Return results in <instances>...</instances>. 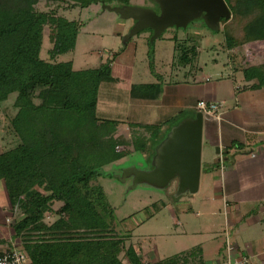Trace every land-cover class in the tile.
<instances>
[{
  "label": "trees",
  "instance_id": "1",
  "mask_svg": "<svg viewBox=\"0 0 264 264\" xmlns=\"http://www.w3.org/2000/svg\"><path fill=\"white\" fill-rule=\"evenodd\" d=\"M40 1L81 9L129 2L0 0V108L14 97L16 109L8 127L16 144L0 152V184L8 197L6 224L12 235L0 243L24 253L29 264H204L200 246L144 263L141 247L125 245L131 235L116 236L115 208L102 188L92 185L104 168L124 157L115 140L116 123L97 117L98 90L111 76L112 61L75 71L72 56L82 22L37 12ZM224 2L230 20L256 15L241 38L227 37L225 48L264 41V0ZM46 27L51 46L44 57ZM172 41L180 64L197 62L199 47L191 39ZM250 69L244 70L245 77L257 78L264 86V65ZM141 88L148 87H134L132 93ZM140 128L151 136L135 139L133 147L145 152L149 141L161 135L162 126ZM47 214L56 220L47 224Z\"/></svg>",
  "mask_w": 264,
  "mask_h": 264
},
{
  "label": "crops",
  "instance_id": "2",
  "mask_svg": "<svg viewBox=\"0 0 264 264\" xmlns=\"http://www.w3.org/2000/svg\"><path fill=\"white\" fill-rule=\"evenodd\" d=\"M166 41L173 42L171 38ZM173 47L176 52L175 43ZM253 47L255 56L262 57L261 61L257 57L255 61H250L248 53ZM161 50L162 47L155 46L148 60L152 61V71L136 68L137 45H133L132 55L127 56L124 51L111 55V76L116 80L112 89L115 90L113 93L111 89L110 92H103L104 95L110 93L116 102V116L103 108L100 101L101 83L97 117L116 123L118 138L121 128L145 131L140 127L160 125L161 130L171 136L175 130L196 121L200 113L196 108L197 103L220 104L214 117L202 116V145H205L208 160H201L198 188L191 195L199 198L201 205L196 206L195 211V204L194 209L187 204V208L182 209L172 222L181 227L183 235L210 236L209 242L214 244L212 250L216 255H221V247L213 237H224L226 264L238 257H246L252 264H264V86L254 79H247L244 70L236 66L234 57L243 51L248 63H253L246 65V69L264 65V41L250 42L232 49L226 47L231 66H228L225 74L213 68L211 72H216V81L212 80L214 75H206L197 64L183 66L177 60V54L164 51L172 55V59L170 57L167 61ZM161 57L165 59V67L158 70L155 65L160 64ZM214 66L217 67V64ZM237 73L242 74L244 81L236 78ZM142 86L148 88L132 93L134 87ZM215 149H218V155ZM214 164L217 168L213 167ZM3 196L5 204L0 205V219L5 215L3 223L7 228L3 229L0 224V241L12 235L6 225L9 202L5 191ZM198 246L202 248L204 264H220L219 259L209 262L204 252L205 245ZM8 248L7 244L0 243V253ZM145 252L148 260L144 258V263L159 260L151 251Z\"/></svg>",
  "mask_w": 264,
  "mask_h": 264
},
{
  "label": "rangeland",
  "instance_id": "3",
  "mask_svg": "<svg viewBox=\"0 0 264 264\" xmlns=\"http://www.w3.org/2000/svg\"><path fill=\"white\" fill-rule=\"evenodd\" d=\"M161 3L162 0H129L128 3L115 1L110 4H91L89 7L81 9L71 7L72 4L70 3L55 4L40 1L35 6V10L40 13L54 12L56 16L64 17L68 21L82 22L72 56L75 71L97 69L102 63L111 60V55L116 54V52L124 51L127 56L132 55L133 45H137L136 68L152 71V61L148 62V60L151 58L155 46L162 47V52L168 51L175 55L174 43L167 42L166 39L179 38L180 41H185L189 38L193 41L192 43L198 45L200 51L199 61L195 65L200 66L206 75H214L213 81L218 80L215 75L216 72H211L213 68L225 74L228 66H231L230 59L225 52L227 37H232L234 41H237L239 37L243 36V32L252 24L256 16L255 14L251 15L252 17L237 16L234 20L229 19L226 25L224 21L218 19L216 24L209 25L206 14L201 12L187 20L183 26H172L156 35L153 29H142L139 16L142 13L153 21H163ZM223 29L227 34L223 33ZM43 35V54L46 57L45 51L51 46L47 27L44 29ZM253 49L254 47L248 53L250 61H255L256 57L260 58L261 61L262 57L255 56ZM238 53L234 55L237 61L235 62L236 66L240 70L249 69H246L245 66L253 63H248V58L243 56V51ZM171 56L166 53L164 55L167 61ZM165 59L161 57L160 64L156 63L155 67L158 70L165 67ZM114 63L116 64V59ZM215 64L217 67L214 66ZM176 65L180 66L178 62ZM250 68L253 69L254 67ZM236 78L244 81L241 73H237ZM254 80L259 81L257 78ZM115 82L116 80L112 76L105 79L102 82L100 94L103 108H107V111L114 117L116 116V102L109 95L110 93L104 95L103 90L109 91L111 89V93H113L115 89L112 88L115 87L113 86ZM13 101L14 97L9 98L0 108V152L16 144L12 141L8 131L9 121L16 113ZM119 130L120 137L118 138L116 133L115 140L119 146L117 147L118 151L124 157L104 168V174L92 183L93 187L102 188L108 202L115 208L114 232L116 236L131 235L130 238L126 239L125 245L133 244L137 248L141 247L139 251L143 252V256L147 260L146 250L151 251L157 259L165 260L191 247L204 244L205 256L210 260L209 262L213 263L214 260L216 262V259H219L220 264H226L224 237H213L215 238L214 241L221 247L219 252L221 255H216L212 250L214 244L209 242L211 241L210 236L183 235L181 227L173 224V218H177L179 212L187 208V204L193 209V204H195L196 211V206L201 205L202 202L199 198L191 196L194 193L192 190L186 188L181 191L180 176L176 174L169 180L162 178L155 181L144 180L142 177V175L152 173L158 165H161V161L165 160L170 146V134L161 130V135L151 139L147 144L146 151L141 152L134 151L133 141L135 139H149L150 132L133 128H121ZM204 147L203 144L202 161L208 160ZM4 191V186L0 184V205L5 204ZM6 214L9 215L8 212ZM4 216L2 215L0 224L6 230L7 227L3 223ZM50 216L47 214L44 218L47 224L56 220Z\"/></svg>",
  "mask_w": 264,
  "mask_h": 264
},
{
  "label": "water",
  "instance_id": "4",
  "mask_svg": "<svg viewBox=\"0 0 264 264\" xmlns=\"http://www.w3.org/2000/svg\"><path fill=\"white\" fill-rule=\"evenodd\" d=\"M163 21L156 22L144 14L139 19L142 29H153L156 35L172 27H181L194 15L204 12L209 25L218 19H229L230 13L224 0H162ZM140 27V29H141ZM202 114L194 123L175 130L170 136V146L165 160L150 174L142 175L144 180H169L180 176L181 191L186 188L197 191L201 171ZM219 154L218 149L216 150ZM181 191H179L181 193Z\"/></svg>",
  "mask_w": 264,
  "mask_h": 264
},
{
  "label": "built area",
  "instance_id": "5",
  "mask_svg": "<svg viewBox=\"0 0 264 264\" xmlns=\"http://www.w3.org/2000/svg\"><path fill=\"white\" fill-rule=\"evenodd\" d=\"M197 110L208 118L214 117V114L219 110L220 104L199 102L196 105ZM230 249V248H229ZM231 250V249H230ZM0 264H29V261L24 253L18 249H8L0 253ZM228 264H252L246 257H238L229 261Z\"/></svg>",
  "mask_w": 264,
  "mask_h": 264
}]
</instances>
